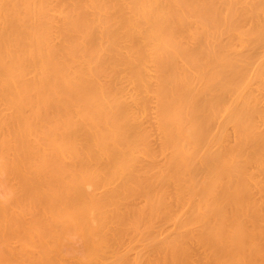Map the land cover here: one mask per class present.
Instances as JSON below:
<instances>
[{"label":"bare ground","instance_id":"obj_1","mask_svg":"<svg viewBox=\"0 0 264 264\" xmlns=\"http://www.w3.org/2000/svg\"><path fill=\"white\" fill-rule=\"evenodd\" d=\"M0 264H264V0H0Z\"/></svg>","mask_w":264,"mask_h":264}]
</instances>
